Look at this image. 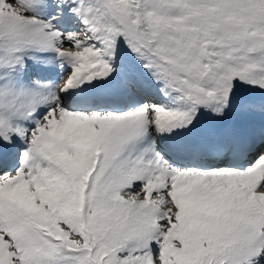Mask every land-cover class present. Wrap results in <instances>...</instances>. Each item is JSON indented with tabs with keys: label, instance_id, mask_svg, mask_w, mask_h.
<instances>
[{
	"label": "snow or ice",
	"instance_id": "obj_1",
	"mask_svg": "<svg viewBox=\"0 0 264 264\" xmlns=\"http://www.w3.org/2000/svg\"><path fill=\"white\" fill-rule=\"evenodd\" d=\"M0 264H264V0H0Z\"/></svg>",
	"mask_w": 264,
	"mask_h": 264
}]
</instances>
